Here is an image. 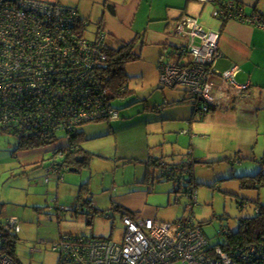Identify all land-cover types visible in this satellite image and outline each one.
Returning a JSON list of instances; mask_svg holds the SVG:
<instances>
[{"label": "built area", "instance_id": "2783aa9c", "mask_svg": "<svg viewBox=\"0 0 264 264\" xmlns=\"http://www.w3.org/2000/svg\"><path fill=\"white\" fill-rule=\"evenodd\" d=\"M199 1L209 3L214 0ZM239 9L233 1L222 2L215 7L214 16L221 20L236 18L264 28L262 13L247 15ZM85 24L76 8L56 0H0V113L3 114L0 115V124H22V108L36 107L38 114L46 122L50 121L52 131L49 129L37 134L46 137L53 131H65V127L88 120L118 117L119 111L107 97V89L97 88L99 92L94 95V86L88 83L94 80L96 65H107L108 55L103 44L106 38L104 32L88 37ZM177 30L184 33L187 39V45L180 52L188 53L191 59L180 64H163L160 76L162 86L186 88V96L193 100L199 112L212 110L220 96L234 95V92L247 86L233 80L236 66L215 74L216 60L221 56L219 32L205 31L190 16L183 17ZM215 75L220 78L221 84L211 81ZM61 103L65 105L64 117L58 121L50 116ZM14 115L18 118H13ZM56 150L58 148L52 152ZM61 165L69 168L64 162H52L41 175L47 180L57 174L53 177L60 179ZM241 205L246 207L247 203ZM58 209L86 211L80 203L71 208L61 205ZM121 217L125 226L121 242L111 237L62 235L53 246L59 255L57 264L264 262V249L258 250V244L264 241L252 242L246 248L226 246V250L219 243H211L202 227L191 217L164 222L136 217L126 209L121 210ZM20 224L17 216H10L5 223H0V264H19L9 253L8 239L20 232ZM226 229L222 227L218 235H225Z\"/></svg>", "mask_w": 264, "mask_h": 264}, {"label": "crops", "instance_id": "0c3cea01", "mask_svg": "<svg viewBox=\"0 0 264 264\" xmlns=\"http://www.w3.org/2000/svg\"><path fill=\"white\" fill-rule=\"evenodd\" d=\"M56 1L76 8L78 14L82 17L83 23H86V27L89 23L94 24V37L99 32H104L106 39L113 45L122 42H135V49L139 52L140 58L128 65L129 78L132 76L134 63L144 62L152 68H156L155 73L152 71L145 73L147 80L148 76H151L156 82L150 91L151 93L147 92L143 96L140 95V99L137 101L135 99L128 101L129 107L142 102V104L136 105L137 109L132 110L134 106L121 113L120 108V117L108 120L107 125H95L94 123L97 122H90L83 126L84 138L79 143L82 151L77 155V162L89 156V164L85 167L86 164H83L81 170L60 169L62 172L61 178H56L58 183L65 181V171H81L80 180L83 181L80 185L75 184V187L79 186L76 203H80L85 208L84 214H87L88 221H90L91 218L89 217L92 216L94 211L103 212V210L94 206V172L91 170V167H94V158L103 161L116 158L118 152H120L119 136L121 132L133 129L135 126H146L151 123H161L163 126H167L169 122H174L175 125H171L172 127L177 126L179 123L178 129L190 126L192 133L195 130L194 124H199L202 128L200 134L209 139L207 145L209 153L206 155L207 157L196 156L194 162L190 161V163L185 161V155L182 156L184 158L180 161H162L160 153H157L160 157L153 154L154 150L152 148L154 146L147 144L145 154L148 155V166L144 181L151 175V163L156 166L159 165L157 167H161L163 169L162 173L170 176L169 178L174 174L172 172L188 166L185 169L188 170L189 168L191 173L190 179L187 180L189 183L193 178L199 184L203 183L211 187H217L219 186L218 182H220L217 180L223 182L233 181L232 183L238 185L237 189H233L225 182L224 191L235 194L237 202L246 201L249 203L248 207L253 209L258 204H264L260 199L259 192H252L255 189L259 190L264 185V181L257 188L256 186L243 187L244 184H252V181H254L250 179L251 177L244 176L259 174L264 180V28L236 18L221 20L214 16L215 7L226 1L237 3V6L240 7L239 10L247 15L258 12L264 15V0H214L209 3H203L199 0H165L164 4L158 7H155V0H94L89 7L86 6L85 0H77L76 2L75 0ZM67 2H69V5ZM140 10H144L142 18H147L144 27L142 26L144 22L138 24ZM184 16L195 18L205 31L220 33L219 48L221 56L216 60L215 74L231 70L236 66L233 80L238 84L247 85L241 91L234 92V95L224 94L220 96L216 106L207 112H199L191 100L183 103L187 97L186 88L180 86L164 87L160 81L161 66L163 64H180L191 59V55L188 53L180 52V49L187 45L185 34L179 33L177 30ZM211 81L217 84L222 82L217 75L213 76ZM129 82L130 80L127 85ZM158 89H161L160 96L157 99L150 100ZM135 92L136 90L128 85L127 92L115 98L114 102L118 98H125L127 94L130 93L131 95ZM187 123L189 125H186ZM94 126L99 127L94 128ZM68 144V138H63L57 143L48 144L47 146H51V151L55 148L65 147ZM47 146L21 150L19 152L21 162L24 165L38 164L40 166L44 164L45 166L47 164L46 160H50L52 156L51 154L46 158L43 154L42 149ZM142 148H144L143 144ZM137 154H139L138 159H141V153ZM196 162H200V165L195 166ZM207 167L210 168L208 171H212L213 176L207 178L199 176L204 169L207 170ZM44 168L41 167V173ZM85 171L88 172L83 178ZM41 173L40 176L44 178ZM51 177L47 180L44 179L49 182ZM175 182L171 192L184 193L180 177L176 178ZM83 183L87 184L84 191L81 192ZM255 185H257V181H255ZM191 186L195 187L194 193H196V185L192 184ZM187 196L189 197V195ZM123 202L125 205H122L130 209L129 211L134 213L136 217L156 219L152 216L141 215L138 210L130 207L133 204H129L124 200ZM56 208H59V206ZM246 216L248 215L244 214V217ZM190 217L194 221L193 217ZM183 218L186 217L178 219ZM202 229L208 237L203 227Z\"/></svg>", "mask_w": 264, "mask_h": 264}, {"label": "rangeland", "instance_id": "374dc122", "mask_svg": "<svg viewBox=\"0 0 264 264\" xmlns=\"http://www.w3.org/2000/svg\"><path fill=\"white\" fill-rule=\"evenodd\" d=\"M93 1L85 0L86 6L89 7ZM164 1L155 0V7L162 6ZM67 4L69 5V2ZM142 16L144 10H140L138 15V24L144 22L142 25L144 27L147 18ZM85 31L88 37H93L95 25L89 23ZM133 66L128 85L136 92L131 95L129 93L125 98H118L114 102L119 109L121 108V113L134 106L132 110L137 109L136 105L142 102L129 107L128 101L139 100L140 95L150 92L156 83L151 76H148L147 80L145 75L150 71L155 73L156 68L144 62L134 63ZM160 91L161 89H158L150 100L157 99ZM94 124L107 125L108 120ZM178 124L175 127L171 126L175 125L174 122H169L167 126L161 123L135 126L133 129L121 132L120 152L116 158L107 161L94 158V167H91L94 172V206L106 210V213L94 211L89 217L90 224L87 214L70 209L59 212L56 208L60 205L71 208L75 205L79 189L75 184L80 185L83 181L80 180L81 171H65V181L61 183H58L55 177H51V180L46 182L40 176L41 167L38 168L33 164L24 165L21 162L19 157L21 149L16 150L18 138L0 133V223H5L10 216H17L21 221V230L17 234L15 246L20 264H57L59 255L54 251L53 246L62 235L67 233L111 237L121 242L125 231L121 210L128 209L122 205H125L123 200L133 204L130 207L138 210L141 215L152 216L159 221L169 222L192 216L195 223L204 228L213 244L225 239L226 235L222 237L218 235L222 227H226L228 233L237 231L241 217L244 214L252 215L255 211L250 207L242 210L237 202V196L224 191V184L227 181L217 180L220 181L217 187L197 184L194 202L185 193L171 192L176 178L179 177L182 186L186 188L187 180L191 177L189 168L185 169L188 166L172 172L174 174L169 178L170 176L162 173L161 167H157L159 165L151 163V175L144 181L148 166V155L145 154L147 144L154 146L153 154L159 156L157 153H160L162 161H180L185 155V161L190 163V161L194 162L196 156L207 157L209 139L200 134L201 126L194 124L195 130L192 133L190 126L178 129ZM98 127L94 126V128ZM63 134L60 130L59 135ZM50 149L51 146L42 149L46 158L52 154ZM137 153H141V159H138ZM48 162L47 159L46 163ZM199 165L200 162L195 163V166ZM209 169V167L207 170L204 169L199 176L212 177V171H208ZM86 172L88 171L83 173V178L87 175ZM232 182L228 181L226 184L237 189L238 185ZM252 192H259L260 199L264 202V185ZM116 206H120L121 210L115 209ZM172 264L182 263L176 261Z\"/></svg>", "mask_w": 264, "mask_h": 264}, {"label": "trees", "instance_id": "16d2710c", "mask_svg": "<svg viewBox=\"0 0 264 264\" xmlns=\"http://www.w3.org/2000/svg\"><path fill=\"white\" fill-rule=\"evenodd\" d=\"M82 19V17H80ZM104 49L108 55L107 65H96L94 69V80H90L88 83L89 85L94 86V95L99 92L97 88H106L107 89V97L111 98L113 106L116 107L119 111V115L117 118L120 117V109L114 103V99L121 96V94H125L128 89V81H129V74L127 72V67L130 63L137 61L140 58L139 52L135 49V42H122L119 44H111L106 38L104 39ZM184 102H188L189 98L186 97ZM192 103L193 100H191ZM64 104H58L56 108L52 111L50 117L55 120L60 121L64 117ZM24 110L20 116L24 120L22 124H17L13 122H9L6 125L0 124V133H5L9 135L16 136L18 138V146L17 149L21 150H29L38 147L47 146L48 144L57 143L62 137H66L69 140V144L67 146H63L58 148L56 152H52V156L49 160V163L40 165L41 167H48L52 162H64L68 165L69 168L81 170V167L84 165L87 166L89 164L90 157L86 156L84 159L77 162V155L80 154L82 148L79 146L80 140H83L84 130L83 126L90 122H100L104 120H112V119H95V120H88L77 125H73L71 127H65V131H63V135H59V131H53L49 133L46 137L38 136L43 131H48L50 121H45L42 116L38 114V108H27ZM11 110H3V112H10ZM0 115H3L0 113ZM13 118H18V116L14 115ZM25 126V128H24ZM50 131H52L50 129ZM53 133V134H52ZM52 134V135H51ZM75 146V147H74ZM74 147V148H73ZM62 154V156H60ZM86 159V160H85ZM82 161V162H81ZM81 163V164H80ZM37 167L38 164H34ZM79 166V167H78ZM44 168V169H45ZM59 168H63V166H59ZM244 177H251L252 184H244L243 187H250V186H260L262 184L263 177L259 176V174L254 176H244ZM255 181H257V185H255ZM191 183L188 182L186 188H184V193L189 195V198L192 202H194V190L195 187H192V184H199L197 181H194L193 178L190 180ZM87 183H83L81 185V192L84 191L85 186ZM240 207L242 209H247L249 203L246 201L239 202ZM247 203V206H242L241 204ZM115 209L121 210L120 206H116ZM127 210V209H126ZM129 211V210H128ZM254 214L248 215L246 217H241L240 225L238 230L235 232L228 233V229L225 231V239L219 240L217 243L214 244H221L225 246V249L228 250L226 246H232L237 248L248 246L252 242H263L264 241V204H258L254 207ZM103 213H106V210H103ZM90 224L91 221H88ZM226 228V227H223ZM14 236V235H13ZM9 236L8 239V246H9V253L18 261L17 254H16V239L18 235L14 236V238ZM264 249V243L258 244V250ZM20 264V262L18 261ZM261 264H264L262 262Z\"/></svg>", "mask_w": 264, "mask_h": 264}]
</instances>
